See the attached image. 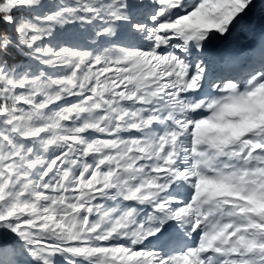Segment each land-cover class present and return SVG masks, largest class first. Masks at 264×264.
Instances as JSON below:
<instances>
[{
	"label": "snow or ice",
	"instance_id": "obj_1",
	"mask_svg": "<svg viewBox=\"0 0 264 264\" xmlns=\"http://www.w3.org/2000/svg\"><path fill=\"white\" fill-rule=\"evenodd\" d=\"M0 264H264V0H0Z\"/></svg>",
	"mask_w": 264,
	"mask_h": 264
}]
</instances>
